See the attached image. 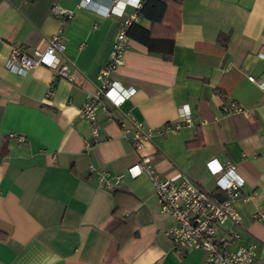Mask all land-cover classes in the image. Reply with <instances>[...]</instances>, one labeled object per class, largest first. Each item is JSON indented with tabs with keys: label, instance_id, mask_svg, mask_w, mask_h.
<instances>
[{
	"label": "crops",
	"instance_id": "1",
	"mask_svg": "<svg viewBox=\"0 0 264 264\" xmlns=\"http://www.w3.org/2000/svg\"><path fill=\"white\" fill-rule=\"evenodd\" d=\"M137 1L0 0V264L201 263L205 250L173 248V217L159 211L147 174L128 173L142 155L163 176L184 173L213 194L221 191L206 161L231 162L244 182L231 200L239 218L217 237L230 235L229 249L251 247L253 264H264V216L256 218L264 214V91L248 78L264 81V0H167L159 21ZM54 3L69 14L53 12ZM131 12L154 39L145 44L136 26L127 34L122 65L109 73L135 91L120 109L155 129L180 121L188 104L192 124L136 149L114 111L100 107L99 136L86 147L90 122L78 110ZM53 33L64 40L72 81L43 65L6 69L12 43L42 48ZM231 101L248 113L220 108ZM89 164L124 177L106 187ZM114 215L121 220L110 230Z\"/></svg>",
	"mask_w": 264,
	"mask_h": 264
},
{
	"label": "built area",
	"instance_id": "2",
	"mask_svg": "<svg viewBox=\"0 0 264 264\" xmlns=\"http://www.w3.org/2000/svg\"><path fill=\"white\" fill-rule=\"evenodd\" d=\"M114 1V0H113ZM90 0H79V6H88ZM137 5V0H131L130 4ZM113 3L106 9L107 12H115ZM124 5V4H123ZM123 8H120L121 14ZM51 10L55 13L69 12L66 9L54 3ZM136 13L131 12L126 14L121 26L118 27L115 40H113L110 48V54L106 59L105 64L99 69L97 79L99 84L96 86L93 93L87 92L80 106L79 116L89 120L90 124V140L85 142V146L96 143L99 136L98 122L96 116L97 109L105 108L113 110L109 115L111 119L117 121L120 131L123 136L129 139L136 149L143 148L145 141H150L152 134L158 133L165 135L180 127L192 124V116L189 112L188 104H182L181 116L183 118L176 123H166L157 128H148L142 120L133 118L132 115L123 111L121 103L131 94H134L132 87H119L117 81L109 77V73L115 71L122 65L123 53L127 45L128 35L126 28L135 19ZM44 47H28L22 43H12L8 53V58L5 63L6 69L14 73H25L30 67L43 65L51 68L53 73L64 80L73 79L71 62L64 53L65 44L59 33H53L48 37ZM264 57V53H259ZM248 78L254 81L264 91V81H255V78L250 75ZM224 96H221L223 98ZM220 108L224 111H242L247 114L246 110L235 104L234 101L230 105L225 102L220 104ZM18 142L23 141L26 137L23 134H11ZM217 159L212 158L206 161V166L211 174H215V183H217L218 191L224 194L225 199L219 201L214 194L205 190L204 186L199 184L188 175L181 174L179 179H173L170 176H163L157 172L151 165V159L147 155H142L137 163L128 167V173L132 176H138L141 173H146L153 191L158 200L159 211L169 213L173 217V222L167 229V234L172 240L173 248L180 255H185L189 249H203L207 252L205 259L198 264H253L254 251L251 247H238L236 250L229 249L225 242L230 239V235L217 237V230L221 228L226 221L235 223L238 218V210L234 209L231 200L235 195L239 194L240 186L243 181L238 177L231 162H217ZM88 169L97 175V180L111 188L117 184L123 173L111 175L107 170H97L92 164L88 165ZM248 199L247 197H245ZM264 214L256 215V218L262 219Z\"/></svg>",
	"mask_w": 264,
	"mask_h": 264
},
{
	"label": "trees",
	"instance_id": "3",
	"mask_svg": "<svg viewBox=\"0 0 264 264\" xmlns=\"http://www.w3.org/2000/svg\"><path fill=\"white\" fill-rule=\"evenodd\" d=\"M166 2L167 0H145L144 3L142 2L139 9L141 11L142 14H145L150 16L153 20H157L159 21L161 18H162V14H163V11L165 10V6H166ZM154 4L157 8H159V12H156L155 14H150L147 9V7L151 4ZM137 27L139 29V33L142 37L141 40H143V42H145V44H147L148 46H150L149 44V41L151 39H154L153 36L150 35V30L149 29H146L144 30L143 28L141 27H138L136 24L132 23L130 24L129 26H127L126 28V33L130 36L133 35L132 33V29L133 27ZM121 219H117L116 216L114 215L111 219V221L109 222L107 228H109L110 230H112L111 227H113V225H116Z\"/></svg>",
	"mask_w": 264,
	"mask_h": 264
},
{
	"label": "water",
	"instance_id": "4",
	"mask_svg": "<svg viewBox=\"0 0 264 264\" xmlns=\"http://www.w3.org/2000/svg\"><path fill=\"white\" fill-rule=\"evenodd\" d=\"M214 195H215V197H217L219 199V201L225 199L224 195L221 192L220 193L216 192Z\"/></svg>",
	"mask_w": 264,
	"mask_h": 264
}]
</instances>
